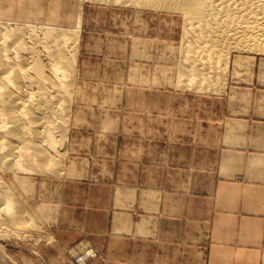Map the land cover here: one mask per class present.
Returning <instances> with one entry per match:
<instances>
[{"label": "rangeland", "instance_id": "1", "mask_svg": "<svg viewBox=\"0 0 264 264\" xmlns=\"http://www.w3.org/2000/svg\"><path fill=\"white\" fill-rule=\"evenodd\" d=\"M110 1L0 0V20L11 26L30 25L38 35L44 26L77 31L61 170L32 166L7 178L17 201L10 215L20 204L29 221L7 227L0 216V264H181L168 242V193L177 202L184 180L213 173L212 152L196 150L184 128L196 127L189 113L205 105L202 97L223 93L228 66L199 67L181 12ZM228 54V65L240 54L264 58L255 50ZM125 213L130 226L117 230ZM55 241L76 243L65 250ZM108 242L121 247L105 261Z\"/></svg>", "mask_w": 264, "mask_h": 264}, {"label": "bare ground", "instance_id": "2", "mask_svg": "<svg viewBox=\"0 0 264 264\" xmlns=\"http://www.w3.org/2000/svg\"><path fill=\"white\" fill-rule=\"evenodd\" d=\"M111 1L136 5L148 3L153 8L164 7L181 12L186 22L184 34L190 38H187L189 43L185 46L199 51V55L202 54L201 57L196 55L199 67L211 64L210 67L216 73L227 70L230 50L264 52V0ZM17 24L11 26L0 20V216L7 227L16 223L24 227L29 221L26 209L19 203L15 210L16 218L10 215L17 201L7 183L9 175L20 178L32 166H45L51 170L55 168L57 172L61 170L64 154L58 148L66 134L69 86L75 60L73 51L77 43L76 38L73 39L77 31L73 35L69 34L70 31L56 26H44L38 35L35 33L36 28H33L34 32L30 25L25 27ZM77 29L78 24L74 30ZM195 50L193 52L197 54ZM192 63L195 64L192 61L190 65ZM213 69L210 68L212 71ZM199 77L209 79L205 75ZM191 78L193 77L189 78L190 81ZM37 235L40 236V233ZM50 241L48 244L52 243ZM56 250L59 254L61 249L56 247ZM89 252L87 250L85 255ZM58 257L60 256L57 255ZM67 263L70 264L69 261Z\"/></svg>", "mask_w": 264, "mask_h": 264}, {"label": "crops", "instance_id": "3", "mask_svg": "<svg viewBox=\"0 0 264 264\" xmlns=\"http://www.w3.org/2000/svg\"><path fill=\"white\" fill-rule=\"evenodd\" d=\"M202 98L205 105L200 100L201 109L189 113L196 127L184 134L193 135L196 150L212 152L213 173L192 185L184 180L177 202L168 193L169 247L181 264H264V58L233 56L223 93ZM124 217L117 230L130 226V214ZM56 243L66 250L76 242ZM120 243L108 242L105 261Z\"/></svg>", "mask_w": 264, "mask_h": 264}]
</instances>
